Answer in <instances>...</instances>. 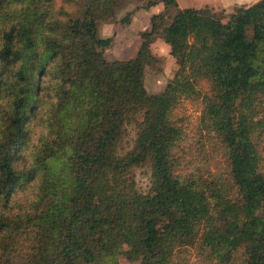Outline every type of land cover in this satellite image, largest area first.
<instances>
[{
    "label": "trees",
    "instance_id": "trees-1",
    "mask_svg": "<svg viewBox=\"0 0 264 264\" xmlns=\"http://www.w3.org/2000/svg\"><path fill=\"white\" fill-rule=\"evenodd\" d=\"M120 4L0 0V264H118L131 240L137 264H264V0L152 14L106 60ZM156 38L177 70L150 95ZM183 100L202 106L188 134Z\"/></svg>",
    "mask_w": 264,
    "mask_h": 264
},
{
    "label": "rangeland",
    "instance_id": "rangeland-1",
    "mask_svg": "<svg viewBox=\"0 0 264 264\" xmlns=\"http://www.w3.org/2000/svg\"><path fill=\"white\" fill-rule=\"evenodd\" d=\"M164 0H121L114 19L109 22L99 23V37L102 39L111 38V45L104 50L106 60H128L132 58L139 46L140 35L149 31V18L152 14L163 13L168 16L166 23L176 14L180 8H201V3L197 0H177L176 7L163 5ZM222 1V0H220ZM231 2L233 5L239 6L238 0H224ZM259 0H240L246 2V6L256 3ZM153 3L155 5H151ZM181 6V7H180ZM234 8V7H233ZM232 9L223 10L218 8L217 12H225L228 15ZM215 10V9H214ZM134 11L131 16V22L127 26L120 23L127 12ZM152 53L162 62L160 70L155 71L150 68L146 69L144 75V87L148 94L161 93L168 81L171 80L177 70L174 59L169 54V48L160 39L156 38L151 44ZM180 109V115L184 116V125L187 128V134L197 127V121L202 108L201 101L191 102V100H183ZM139 112H131L127 116V129L131 134L134 132V124ZM135 181L137 189L141 193H146L150 186V178L147 169L135 170ZM139 249L135 240L126 243L116 256L118 264H137L140 260Z\"/></svg>",
    "mask_w": 264,
    "mask_h": 264
},
{
    "label": "crops",
    "instance_id": "crops-1",
    "mask_svg": "<svg viewBox=\"0 0 264 264\" xmlns=\"http://www.w3.org/2000/svg\"><path fill=\"white\" fill-rule=\"evenodd\" d=\"M197 1H199L201 3L200 4V5H202L201 8L208 6L210 8L215 9V10H218V8L223 9V10H228V9H232L233 7H235V5H233L231 2L224 1V0H222V1H220V0H197ZM238 1H239V3H238L239 5H245L246 4V2H240V0H238ZM176 2H177V0H176ZM180 9H185V8H180ZM197 9H199V8H197Z\"/></svg>",
    "mask_w": 264,
    "mask_h": 264
}]
</instances>
